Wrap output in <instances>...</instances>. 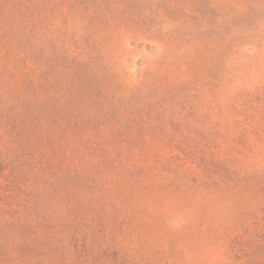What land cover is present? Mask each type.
Returning <instances> with one entry per match:
<instances>
[{
	"label": "rangeland",
	"instance_id": "obj_1",
	"mask_svg": "<svg viewBox=\"0 0 264 264\" xmlns=\"http://www.w3.org/2000/svg\"><path fill=\"white\" fill-rule=\"evenodd\" d=\"M0 264H264V0H0Z\"/></svg>",
	"mask_w": 264,
	"mask_h": 264
}]
</instances>
